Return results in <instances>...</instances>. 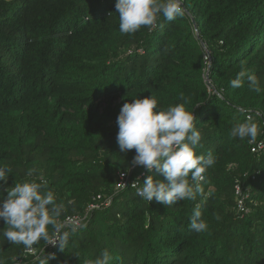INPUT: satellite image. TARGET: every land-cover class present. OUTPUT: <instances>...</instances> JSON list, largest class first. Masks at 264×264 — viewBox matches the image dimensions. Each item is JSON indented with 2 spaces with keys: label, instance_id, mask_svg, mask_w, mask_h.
<instances>
[{
  "label": "trees",
  "instance_id": "1",
  "mask_svg": "<svg viewBox=\"0 0 264 264\" xmlns=\"http://www.w3.org/2000/svg\"><path fill=\"white\" fill-rule=\"evenodd\" d=\"M115 3L0 0V166L13 169L6 187L42 177L65 206L61 219L84 214L97 194H114L121 171H142L131 163L135 149L119 152L117 117L125 102L154 93L161 108L186 101L202 134L196 154L216 157L202 182L213 192L201 206L207 230L190 228L199 196L166 207L126 189L64 250L25 264H89L105 249L111 264H264V150L230 137L249 115L264 140V0H183L184 17L131 35L119 31ZM242 65L261 93L246 80L230 86ZM237 183L248 212L237 209ZM6 228L0 220V264L25 249L3 237Z\"/></svg>",
  "mask_w": 264,
  "mask_h": 264
},
{
  "label": "clouds",
  "instance_id": "2",
  "mask_svg": "<svg viewBox=\"0 0 264 264\" xmlns=\"http://www.w3.org/2000/svg\"><path fill=\"white\" fill-rule=\"evenodd\" d=\"M183 0H116L115 12L119 15V31L122 34H135L142 26L154 29L162 17L174 21L185 16ZM245 80L250 90L261 93L262 88L257 76L245 66L236 77L230 80L233 89L243 87ZM193 109L188 110L186 101L174 106L161 108L154 93L144 98L135 97L125 102L118 114L117 144L120 153L135 149L132 164L143 166L152 174L138 187L139 179L131 187L136 194L147 202L170 206L182 200L195 201L200 197L190 217V228L197 232L207 230L201 206L212 195L205 192L202 182L204 173L214 166L216 157L212 154L197 155L196 148L202 139L196 128ZM261 134L257 123L247 117L244 122L236 123L230 130V137L256 141ZM13 169L0 166V220L7 226L2 235L12 244H21L31 249L40 240L56 245L64 250L71 234L88 227L86 218L61 219L65 206L57 203L56 196L48 188L42 177L8 184ZM122 172L121 175H125ZM161 178H154V175ZM28 176L33 172L29 171ZM4 191L7 197L3 198ZM52 228V235L49 233ZM55 237V238H54ZM51 257L48 256L49 261ZM113 256L107 249L89 264H111ZM40 264H45L44 260Z\"/></svg>",
  "mask_w": 264,
  "mask_h": 264
},
{
  "label": "built area",
  "instance_id": "3",
  "mask_svg": "<svg viewBox=\"0 0 264 264\" xmlns=\"http://www.w3.org/2000/svg\"><path fill=\"white\" fill-rule=\"evenodd\" d=\"M206 59L210 61L209 56H206ZM248 117H250L248 115ZM252 144V152H261L264 150V140H257ZM122 172H126L125 175H121ZM148 172V170L146 168L143 167L142 171L137 175V176H133L132 175V171H121L119 173L118 176V180L117 183L115 185V192L114 194H109V195H103V194H97L94 197V201H92L84 214L79 215V214H74V215H67L64 219H72V218H86V222L89 220L91 213L96 210V209H103L105 207H109L112 202H113V198L114 195L120 191H124L126 189H132L136 192L135 189H133L131 187V184L133 181L139 179L138 182V187L142 186V178L143 176L146 175V173ZM235 195H236V200H237V209L238 211H240L241 213L243 212H248V209L245 205V196L242 190V185L240 183H237L235 185ZM55 238V237H54ZM58 247V243L56 245H53L51 243L49 244H45L41 247H36V246H32L31 249H24L23 255L20 258H15L14 262L12 264H25V259L26 258H32L33 260H39L45 256H53L54 255V249Z\"/></svg>",
  "mask_w": 264,
  "mask_h": 264
},
{
  "label": "water",
  "instance_id": "4",
  "mask_svg": "<svg viewBox=\"0 0 264 264\" xmlns=\"http://www.w3.org/2000/svg\"><path fill=\"white\" fill-rule=\"evenodd\" d=\"M195 28L197 29L198 27H197V25L195 24ZM198 37H200L199 36V34H198ZM208 54H209V59H210V61H209V67H208V69H207V75L209 74V71H210V63H211V55H210V52H208Z\"/></svg>",
  "mask_w": 264,
  "mask_h": 264
}]
</instances>
